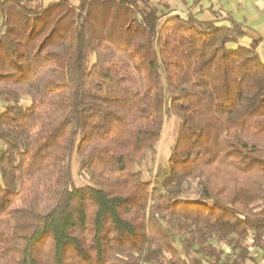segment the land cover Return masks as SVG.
I'll return each instance as SVG.
<instances>
[{"label":"trees","instance_id":"16d2710c","mask_svg":"<svg viewBox=\"0 0 264 264\" xmlns=\"http://www.w3.org/2000/svg\"><path fill=\"white\" fill-rule=\"evenodd\" d=\"M44 1L0 0V264H253L264 62L244 25L167 0Z\"/></svg>","mask_w":264,"mask_h":264},{"label":"crops","instance_id":"0c3cea01","mask_svg":"<svg viewBox=\"0 0 264 264\" xmlns=\"http://www.w3.org/2000/svg\"><path fill=\"white\" fill-rule=\"evenodd\" d=\"M167 3L175 14L186 16L191 13L200 22L230 16L242 23L245 37L241 44L258 43L257 53L264 62V2L261 0H167Z\"/></svg>","mask_w":264,"mask_h":264},{"label":"rangeland","instance_id":"374dc122","mask_svg":"<svg viewBox=\"0 0 264 264\" xmlns=\"http://www.w3.org/2000/svg\"><path fill=\"white\" fill-rule=\"evenodd\" d=\"M50 0H45L44 4L48 3ZM1 23V19H0ZM1 33V29H0ZM22 105H26L28 103V99L22 100ZM0 105V109H1ZM178 128V122L175 118L166 119L163 125L162 134L159 141L154 146V153L152 156H148L143 160L138 170L142 173V178L147 180L150 177H154L158 168L165 167V162L169 156L170 147L173 143V140L176 136ZM74 174L76 177V181L79 184H82L83 181L78 178L77 166L74 163ZM1 180V178H0Z\"/></svg>","mask_w":264,"mask_h":264},{"label":"built area","instance_id":"2783aa9c","mask_svg":"<svg viewBox=\"0 0 264 264\" xmlns=\"http://www.w3.org/2000/svg\"><path fill=\"white\" fill-rule=\"evenodd\" d=\"M261 1L264 2V0ZM253 264H264V252L255 260Z\"/></svg>","mask_w":264,"mask_h":264}]
</instances>
